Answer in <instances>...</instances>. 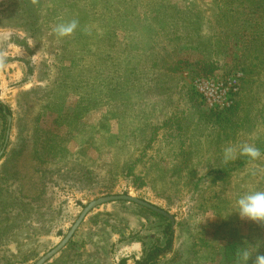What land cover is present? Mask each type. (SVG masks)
<instances>
[{
	"label": "rangeland",
	"instance_id": "obj_1",
	"mask_svg": "<svg viewBox=\"0 0 264 264\" xmlns=\"http://www.w3.org/2000/svg\"><path fill=\"white\" fill-rule=\"evenodd\" d=\"M233 78L229 105L203 85ZM0 102V264H33L88 202L118 194L173 224L106 202L44 264H137L167 222L155 264H236L245 241L264 254V226L232 214L264 191V0H0ZM242 144L260 158L225 163Z\"/></svg>",
	"mask_w": 264,
	"mask_h": 264
},
{
	"label": "clouds",
	"instance_id": "obj_2",
	"mask_svg": "<svg viewBox=\"0 0 264 264\" xmlns=\"http://www.w3.org/2000/svg\"><path fill=\"white\" fill-rule=\"evenodd\" d=\"M77 27L78 21L72 20L68 23L57 25L53 29V32L58 38H64L72 35ZM237 154L246 156L253 161L261 156L259 149L251 144H242L238 147L229 146L223 152L224 162L227 163L236 159ZM233 213L242 221L264 226V191L253 190L241 194L235 201ZM260 247V240H257L255 243L245 241L236 249V264H249L253 255H255L254 264H264V254H257Z\"/></svg>",
	"mask_w": 264,
	"mask_h": 264
},
{
	"label": "water",
	"instance_id": "obj_3",
	"mask_svg": "<svg viewBox=\"0 0 264 264\" xmlns=\"http://www.w3.org/2000/svg\"><path fill=\"white\" fill-rule=\"evenodd\" d=\"M7 117V130H6V136L5 138H8V133H9V129H10V120L11 117L10 115H6ZM5 144V143H4ZM4 144L2 149L0 150V156L3 152L4 149ZM114 200H123L126 202H132V203H136L140 206H143L145 208L150 209L151 211L166 217L171 224H173L174 222V217L169 214L168 212H166L165 210L143 200L137 197H133L131 195L128 194H118V195H106V196H102L99 198H96L94 200H91L90 202H88L83 209L80 211V213L78 214L77 218L75 219V221L72 223V225L70 226V228L68 229V231L66 232L65 236L60 240V242L58 244H56L54 247H52L49 251H47L46 253H44L42 256H40L33 264H44L47 260H49L52 256H54L58 251H60L64 245L67 244V242L70 240V238L72 237V235L74 234V232L76 231V229L78 228V226L80 225V223L82 222V220L85 218V216L96 206L106 203V202H110V201H114Z\"/></svg>",
	"mask_w": 264,
	"mask_h": 264
},
{
	"label": "trees",
	"instance_id": "obj_4",
	"mask_svg": "<svg viewBox=\"0 0 264 264\" xmlns=\"http://www.w3.org/2000/svg\"><path fill=\"white\" fill-rule=\"evenodd\" d=\"M25 1V0H23ZM32 1V2H30ZM37 2V0H27V5L29 7H32L33 5H35ZM9 114V109L8 107H5L1 102H0V116L2 117H6V115ZM17 177V176H16ZM20 178H15L14 180L17 181L19 180ZM13 180V181H14ZM18 186V187H17ZM21 186L22 185H16V187L19 189L18 193L16 192V190H11L8 188V192H9V195L11 196L9 199L12 200L13 203H26L28 200V196L27 195H23L21 193ZM12 191V192H11ZM15 191V192H14ZM23 198V199H22ZM31 199V198H30ZM17 200V201H16ZM16 205V204H15ZM136 206H139V205H136ZM146 210H148L147 208H145ZM149 212H151L152 214H155V215H159V214H156L154 213L153 211L151 210H148ZM162 217V216H161ZM171 226H170V223L167 222L164 229L162 230L163 234L165 235V239H164V245H153V246H149L148 248H144L143 249V255H142V258L140 260H137L136 263L137 264H155L158 260V257L160 255V253L162 252H166L170 247H171V239L168 237L169 234L171 235ZM68 247V246H67ZM233 247V246H232ZM226 250H227V246H225ZM234 251L233 249L231 250V255L228 256L229 257V260H234L236 258V256L234 255L233 252H236V247H234ZM226 253V252H225ZM75 254H78V255H81L82 253H76ZM75 260L76 258H72L71 260ZM228 260V258H227Z\"/></svg>",
	"mask_w": 264,
	"mask_h": 264
},
{
	"label": "built area",
	"instance_id": "obj_5",
	"mask_svg": "<svg viewBox=\"0 0 264 264\" xmlns=\"http://www.w3.org/2000/svg\"><path fill=\"white\" fill-rule=\"evenodd\" d=\"M225 83L224 82H215V81H209L207 83H203V85L208 89V87H211L213 91H218L219 94L223 95L222 98H219L218 102H220L221 104L223 102H225V105H229V100L228 99L230 96L231 97V94H233L235 91H236V79L233 78V79H229L227 82H226V85H224ZM207 97V100H211L208 96ZM212 101H216L215 99H212Z\"/></svg>",
	"mask_w": 264,
	"mask_h": 264
}]
</instances>
